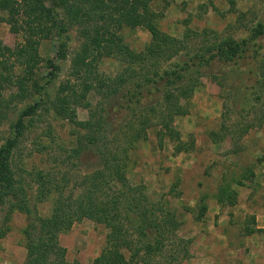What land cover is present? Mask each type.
<instances>
[{
  "label": "rangeland",
  "instance_id": "374dc122",
  "mask_svg": "<svg viewBox=\"0 0 264 264\" xmlns=\"http://www.w3.org/2000/svg\"><path fill=\"white\" fill-rule=\"evenodd\" d=\"M44 6L52 8L65 33L54 28L49 39H38L43 62L34 74L27 75L26 67L14 62L24 35L13 34L11 26L0 21V51L15 63L7 72L11 85H0V101L9 113L0 143L8 137L12 121L41 96L53 100L61 86L81 83L72 71L83 44L80 29L69 22L58 0L45 1ZM151 9L160 15L159 30L182 44L179 55L162 63L170 70H179L203 46L254 37L264 24V0H153ZM0 15L7 17V12L0 10ZM16 18L20 23L24 19L22 14ZM122 36L137 53L152 43L151 33L143 28L125 29ZM61 43L66 44V59L57 62V76L51 79L46 63L56 58ZM250 44L257 50L248 52L251 57L226 63L216 59L200 69V75H185L186 81L193 76L198 86L187 102V113L174 119L179 139L166 136L158 119L141 109L132 115L120 109V99L103 101L96 91L87 95L89 108H76L79 122L97 125L94 132L104 139L99 145L105 142L127 160L130 186L139 188L150 205L176 215L178 237L191 241L190 258L180 264H264V35ZM123 66L114 57L104 58L98 72L115 77ZM158 96L149 97L142 107L157 104ZM179 103L186 105L184 98ZM43 105L12 159V180L28 191L35 219L52 216L60 193L67 202L79 203L87 192V178L102 169L95 145L86 138L91 132L75 128ZM144 120L151 125L147 139H131ZM178 146L184 151L178 153ZM42 183L50 193L47 188L42 195ZM31 221L19 210L0 211V229L5 231L0 264H25ZM109 234L104 224L82 219L60 232L57 240L68 264H95ZM123 253L129 260L130 253Z\"/></svg>",
  "mask_w": 264,
  "mask_h": 264
},
{
  "label": "trees",
  "instance_id": "16d2710c",
  "mask_svg": "<svg viewBox=\"0 0 264 264\" xmlns=\"http://www.w3.org/2000/svg\"><path fill=\"white\" fill-rule=\"evenodd\" d=\"M45 1L48 0H0V10L7 12V17L0 15V21L8 23L13 34L24 35L25 40L18 46L14 62L26 67L27 75L34 74L43 62L38 53V39H49L54 28H57L59 34L65 33L52 8L44 6ZM152 1L58 0L69 22L80 29L83 39L81 50L72 61L73 75L81 83L61 86L53 100H44L46 94L41 96V99L12 121L8 137L0 143V211L5 208L10 211L19 210L33 221L26 229L25 264H68L65 260L66 250L59 246L58 234L82 219L93 220L110 229L107 247L95 260V264H180L190 258L191 241L178 237L176 215L157 208V204L150 205L139 188L130 186L127 180V160L114 154L105 142L99 145L104 139L94 132L97 125L79 122L76 119V108H89L87 95L96 91L103 101L120 99V109L132 115L141 109L146 115L158 119L160 131L166 136L179 139V134L173 130L174 119L187 113V102L198 86L193 76L186 81L185 75H200V69L211 66L216 59L226 63L236 58L251 57L248 52L257 50L250 43L264 35V24L262 31L254 37L239 41L226 39L219 44L203 46L195 51L194 57L184 62L182 67L179 66L178 71L163 69L162 63L179 55L182 44L159 30L157 20L160 15L151 9ZM21 14L24 19L20 23L16 17ZM138 28L146 29L152 35V43L139 53L125 44L122 36L125 29ZM65 47L66 44L61 43L56 58L46 63L51 69V79L57 76V62L66 59ZM7 57L6 52L1 50L0 85L12 83L7 72L14 68L15 63L11 64ZM110 57L120 60L124 65L115 77H107L98 72L100 60ZM188 82L194 84L188 86ZM155 94H159L160 101L142 107ZM183 98L185 106L179 103ZM42 104L48 105L45 108L61 119H68L75 128L91 132L86 138L95 145L102 169L87 178V192L80 196L79 203H74L73 199L67 202L60 193L52 216L35 219L28 191L21 183L12 180V159L23 139L35 127V118ZM8 114L0 101V137L1 126L8 119ZM148 121H142L131 139H147L146 132L151 126ZM159 140L162 141L161 135ZM176 151H184V146H178ZM39 177L44 179L43 175ZM42 185L45 188L42 192L44 195L48 185ZM4 235L5 231L1 228L0 238ZM123 250L130 253L129 260Z\"/></svg>",
  "mask_w": 264,
  "mask_h": 264
}]
</instances>
